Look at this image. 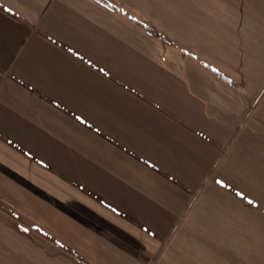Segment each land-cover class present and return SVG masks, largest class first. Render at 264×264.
I'll list each match as a JSON object with an SVG mask.
<instances>
[{
    "label": "crops",
    "instance_id": "crops-1",
    "mask_svg": "<svg viewBox=\"0 0 264 264\" xmlns=\"http://www.w3.org/2000/svg\"><path fill=\"white\" fill-rule=\"evenodd\" d=\"M0 264H264V0H0Z\"/></svg>",
    "mask_w": 264,
    "mask_h": 264
},
{
    "label": "snow or ice",
    "instance_id": "snow-or-ice-1",
    "mask_svg": "<svg viewBox=\"0 0 264 264\" xmlns=\"http://www.w3.org/2000/svg\"><path fill=\"white\" fill-rule=\"evenodd\" d=\"M249 203H252V201H249Z\"/></svg>",
    "mask_w": 264,
    "mask_h": 264
}]
</instances>
